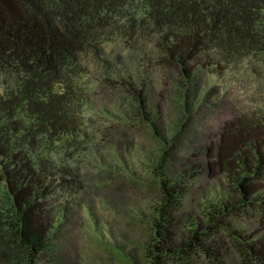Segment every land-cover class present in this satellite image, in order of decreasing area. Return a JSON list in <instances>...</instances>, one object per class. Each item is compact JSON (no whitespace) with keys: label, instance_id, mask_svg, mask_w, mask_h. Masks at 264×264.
<instances>
[{"label":"trees","instance_id":"1","mask_svg":"<svg viewBox=\"0 0 264 264\" xmlns=\"http://www.w3.org/2000/svg\"><path fill=\"white\" fill-rule=\"evenodd\" d=\"M117 35L131 49L151 42L161 66L177 70L191 90L199 66L220 76L229 64L264 55V0H0V264H37L48 249L50 201L72 173L43 150L78 131L80 92L71 80L83 54ZM121 81L140 121L159 132L147 86ZM202 152L201 163L177 172L179 153L157 152L151 233L142 243L124 240L133 261L140 253L147 264H189L198 256L223 264L231 244L243 264H264V111L223 122ZM204 172L223 176V191L182 220L189 184Z\"/></svg>","mask_w":264,"mask_h":264},{"label":"rangeland","instance_id":"2","mask_svg":"<svg viewBox=\"0 0 264 264\" xmlns=\"http://www.w3.org/2000/svg\"><path fill=\"white\" fill-rule=\"evenodd\" d=\"M156 53L151 42L131 49L117 35L100 51L81 56L71 80L80 92V127L43 150L55 166L72 174L64 177L68 187L51 198L47 218L53 228L37 264H147L140 253L133 261L124 240L142 243L151 233L148 208L158 195L157 152L166 147L179 153L175 172L184 164L195 166L223 122L264 111V55L229 64L220 76L199 66L195 89L187 90L177 70L161 66ZM128 78L137 87L147 86L160 133L140 121L138 103L121 86ZM5 81L0 77V91ZM223 184V176L206 172L195 178L179 217L198 215L203 198L216 197ZM247 226L257 227L249 221ZM228 247L223 264H243L237 249ZM189 264L209 263L198 256Z\"/></svg>","mask_w":264,"mask_h":264}]
</instances>
